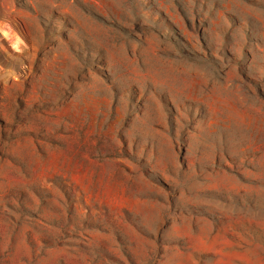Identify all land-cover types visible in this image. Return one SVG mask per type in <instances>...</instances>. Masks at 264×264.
<instances>
[{
  "label": "rangeland",
  "instance_id": "1",
  "mask_svg": "<svg viewBox=\"0 0 264 264\" xmlns=\"http://www.w3.org/2000/svg\"><path fill=\"white\" fill-rule=\"evenodd\" d=\"M0 264H264V0H0Z\"/></svg>",
  "mask_w": 264,
  "mask_h": 264
}]
</instances>
